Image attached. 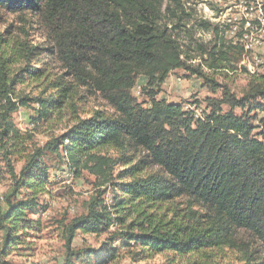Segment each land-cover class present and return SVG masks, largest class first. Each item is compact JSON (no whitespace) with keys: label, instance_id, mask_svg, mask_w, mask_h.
Listing matches in <instances>:
<instances>
[{"label":"trees","instance_id":"trees-1","mask_svg":"<svg viewBox=\"0 0 264 264\" xmlns=\"http://www.w3.org/2000/svg\"><path fill=\"white\" fill-rule=\"evenodd\" d=\"M0 11L34 18L46 40L45 46L25 37L16 41L9 31H0V151L16 181L13 194L5 201L7 211L0 213V264H8L1 256L7 257L12 245L20 241L19 229L30 222L25 219L27 213L47 212L38 202L49 182L42 159L47 152L59 154L60 147L76 173L88 170L102 178L101 186L119 184L120 188L110 205L105 202V192L98 191L86 204V213L67 225L64 264H74V257L81 255L72 247L78 233L100 236L112 228L115 232L110 241L120 238L147 258L223 251L237 248L239 241H254L264 249V141L254 134L249 116L234 113L246 108L250 100L264 101V82L253 78L238 98L204 71V66L214 72L242 63L252 51L232 40L227 45L225 38L219 37V26L208 21L196 27L215 33L219 37L216 43L198 44L195 50L190 45L184 50L181 34L186 30V17L191 16L183 0H0ZM226 27L228 35L232 24ZM190 32L186 33L189 38L185 37L189 43ZM197 53L204 66L192 64ZM41 58L55 60L63 71L55 83L58 97L17 96L15 87L25 76L21 72L34 78L44 76L45 68L32 65ZM18 62L27 68L13 73ZM175 71L197 76L214 93L222 89L224 96L208 99L211 111H203V117L183 105L159 100L161 87ZM141 77L147 79L141 91L147 95L144 102L134 94ZM79 90L101 96L112 114L96 111L78 120L61 137L28 155L17 175L11 157L26 151L13 115L19 107L36 103L41 108L38 120H48L57 106ZM224 106L230 111H224ZM259 108L264 111V105ZM102 151L107 154L101 155ZM121 163L133 165L114 177V169ZM147 168L156 172L140 176ZM180 199L189 201L187 209L180 210L187 223L167 221L165 214L148 216L134 211L136 202H146L151 208ZM194 206L203 213L195 212ZM126 210L130 214L123 215ZM128 217L133 218L129 225ZM242 234L249 240L238 237ZM109 249L104 244L99 251L86 253L105 262L101 257L108 255ZM243 256V264H264V252H258L257 247L246 248Z\"/></svg>","mask_w":264,"mask_h":264},{"label":"rangeland","instance_id":"rangeland-1","mask_svg":"<svg viewBox=\"0 0 264 264\" xmlns=\"http://www.w3.org/2000/svg\"><path fill=\"white\" fill-rule=\"evenodd\" d=\"M185 5L186 17L188 23L186 30L181 34V43L184 50H195L198 44L214 45L219 37L225 38L227 45L232 39L239 38L244 30L248 29L246 11L249 12V22H251L252 38H264V15L259 25L257 22L261 13H264L262 0H183ZM263 10V11H262ZM25 17V16H24ZM10 15L0 11V31L4 33L9 31V35L16 41L25 37L29 42L42 44L45 46V38L42 29L35 24L36 20L29 16ZM190 20V21H189ZM201 21H208L213 25L219 26V37L212 31H205L196 27ZM246 22V23H245ZM227 24H232V30L226 34ZM184 25V24H183ZM196 29H192V27ZM23 30L25 32H23ZM192 34V42L186 40L187 31ZM26 33V35H25ZM189 38V37H188ZM189 40V39H188ZM252 48V53L245 57L242 63H233L230 67L212 72L208 70L203 60H200L199 54H194L197 58L192 64L204 66V71L209 73V77L230 90L231 94L238 98L243 97V93L248 89L253 78L264 82V65L255 67V56L264 57V42H247L244 45ZM243 46V47H244ZM32 65L45 68L46 71L42 78H34L27 72H21L20 83L15 87L17 96L28 97L29 99L41 98L51 100L58 97L55 89L57 78L63 75V71L58 63L53 59L41 58L40 63ZM23 62L15 63L12 67L13 73L26 69ZM20 75V74H19ZM48 75V78L46 76ZM67 81H71L66 78ZM147 79L141 77L134 91L139 102L147 100V95L142 94V89L146 86ZM224 92L220 89L214 93L203 80L197 76L191 75L186 71H175L169 77L165 85L161 87L158 99L168 103L183 105L185 109L192 111L198 117H203V111L209 113L211 106L208 99L222 98ZM17 102V100H15ZM264 105L262 99H254L247 102L246 108H237L234 113L237 116H249L252 119L251 126L254 134L264 141V111L259 108ZM190 107V108H189ZM40 106L36 103H29L28 107H19L16 114L13 115V122L21 131L24 142L25 153L16 154L11 157V164L19 175L25 165L28 155H31L37 149H43L51 144L55 139L61 137L80 119L91 117L96 111H104L108 115L112 110L108 104L99 95L91 96L84 90H79L77 95L68 99L60 107L55 108L53 115L48 120H38ZM223 110L230 111L229 106H224ZM35 121V123H34ZM260 123V124H258ZM68 145L65 143V146ZM101 155L107 154L102 151ZM133 155V154H132ZM111 156L117 159L116 154L111 152ZM25 158V159H24ZM139 157L135 158L133 164ZM44 167L49 171V182L46 186V193L39 195V207L46 209V213L40 215L38 212L27 213L25 229H19L20 241H17L12 248L8 250V256H1V260L8 264H64L66 257V242L64 240V231L67 225L73 219L86 213V204L92 196L98 191L105 192L104 199L107 204H112L111 199L115 196V190L120 191L118 186H101L102 178L82 169L76 173L75 165L69 160L66 151L60 147L59 154L47 152L43 156ZM85 162V158L82 160ZM129 166L121 163L114 169V177H119ZM156 172L154 168H147L140 176H147ZM129 178L125 181H128ZM16 181L9 175L8 165L3 159V153L0 151V213L7 211L6 199L13 194ZM26 190V189H25ZM25 192V191H24ZM120 194V193H119ZM26 195L19 196V200ZM18 200V197H17ZM189 205L187 199H180L176 202L162 206L151 207L146 202H136L134 211L144 212L148 216H160L165 214L167 221L173 219L177 222L187 223L181 212L186 210ZM195 212L203 213V209L194 206ZM130 214L128 210L123 215ZM129 219L127 225L132 223ZM115 228L105 232L100 236H89L82 232L77 234L73 242V250L81 252L77 258L74 257V264H243V252L246 248L257 247L258 252H264L262 246L254 241H239L237 248H226L223 251L206 250L183 256L164 253L152 255L147 258L138 254V249L128 248L125 241H110ZM239 238L249 240L245 234L239 235ZM3 233L0 232V240ZM238 238V240H239ZM104 244H108L109 254L101 257L105 262L98 261L94 255L86 253L93 249L99 251ZM2 241H0V251ZM206 256H209L208 260ZM207 261V262H206Z\"/></svg>","mask_w":264,"mask_h":264},{"label":"built area","instance_id":"built-area-1","mask_svg":"<svg viewBox=\"0 0 264 264\" xmlns=\"http://www.w3.org/2000/svg\"><path fill=\"white\" fill-rule=\"evenodd\" d=\"M249 12L250 11H246L247 17L245 16V20L248 21V29L244 30V33H242L239 38L232 39L234 45L240 44V45L244 46L245 44H247V42H254V41H263L264 42V38H252L253 27L251 26V22H249ZM263 15H264V13H261L259 15V17H258L259 22L258 23H260V21H262ZM252 64L255 67L263 66L264 65V57L260 56V60L258 61V63H252Z\"/></svg>","mask_w":264,"mask_h":264},{"label":"bare ground","instance_id":"bare-ground-1","mask_svg":"<svg viewBox=\"0 0 264 264\" xmlns=\"http://www.w3.org/2000/svg\"><path fill=\"white\" fill-rule=\"evenodd\" d=\"M245 49H246L247 52L252 51V48H251L250 46H246ZM259 60H260V57H259V56H255V57H254V62H255V63H258ZM189 108H190V107H189ZM186 110H188V109H186Z\"/></svg>","mask_w":264,"mask_h":264}]
</instances>
